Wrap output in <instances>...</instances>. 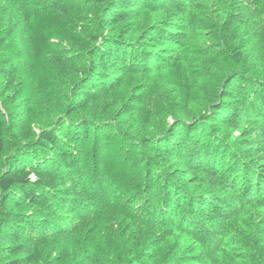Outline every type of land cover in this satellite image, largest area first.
I'll return each mask as SVG.
<instances>
[{"label":"trees","instance_id":"16d2710c","mask_svg":"<svg viewBox=\"0 0 264 264\" xmlns=\"http://www.w3.org/2000/svg\"><path fill=\"white\" fill-rule=\"evenodd\" d=\"M1 104L0 264H264V0H0Z\"/></svg>","mask_w":264,"mask_h":264},{"label":"rangeland","instance_id":"374dc122","mask_svg":"<svg viewBox=\"0 0 264 264\" xmlns=\"http://www.w3.org/2000/svg\"><path fill=\"white\" fill-rule=\"evenodd\" d=\"M159 105V104H158ZM0 110H2L3 112H5L6 113V115H7V111H6V109H5V107H3V105L1 104V106H0ZM119 114V116L121 117V118H119V119H122V118H130V115L129 116H125L124 114L122 115V113H118ZM131 117H132V115H131Z\"/></svg>","mask_w":264,"mask_h":264}]
</instances>
